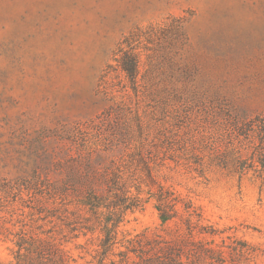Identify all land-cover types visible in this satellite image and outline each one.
Segmentation results:
<instances>
[{"label":"rangeland","instance_id":"374dc122","mask_svg":"<svg viewBox=\"0 0 264 264\" xmlns=\"http://www.w3.org/2000/svg\"><path fill=\"white\" fill-rule=\"evenodd\" d=\"M263 123L264 0H0V263L26 235L100 264L108 211H79L69 178L115 159L144 204L103 264H264ZM220 146L251 168L219 167ZM159 185L194 204L202 233L160 218Z\"/></svg>","mask_w":264,"mask_h":264},{"label":"trees","instance_id":"16d2710c","mask_svg":"<svg viewBox=\"0 0 264 264\" xmlns=\"http://www.w3.org/2000/svg\"><path fill=\"white\" fill-rule=\"evenodd\" d=\"M120 52H122V55L120 59L117 60L120 71H122L132 83L136 84L140 73L139 58L136 54L128 50H121ZM237 130L239 131L240 128ZM213 154V160L221 168L230 169V167H233L241 174H243L247 168H251L246 166V160L239 156L234 147L225 148L220 146L219 149L215 147ZM258 154L259 157L261 156L260 160L262 161L260 162L262 166H264V155ZM94 160L95 162L98 161V163L94 164ZM141 160L145 162V159ZM85 161L86 162L83 163L84 169L79 168V173L74 177H70L69 180H71L74 192L80 196L78 201L79 211H86L87 213L97 216H100L104 209L108 211V216L101 221V232H103L105 236L102 241L103 258L100 262V264H103L105 257L118 243L119 227L123 215L128 211L141 208L144 204V200L140 195H130V191L127 188L125 172L122 169V160L117 162L115 159H85ZM192 163L197 166H203L200 159H194ZM195 170L202 171L198 168ZM66 186H68V184L65 182L64 187ZM153 196L156 200V209L163 221L169 222L180 218L190 234L197 230L202 233L201 230L203 226L199 225L203 220L202 214L191 201L180 200L173 192L165 189L161 185L158 186V190ZM179 203L182 204L185 215L184 218L180 216L176 209ZM65 211L68 212L67 209ZM64 225L71 226L72 223H64ZM75 230L76 229L72 231ZM88 230L93 231L92 228ZM84 235H86V233H84ZM16 245L18 248L16 264H71V258L61 247L62 243L58 242L53 236L47 238L31 236L28 238L26 235H22L19 237ZM123 254L124 253H121L122 256ZM119 264H135V262H131L130 258H128V254H126V257L123 258Z\"/></svg>","mask_w":264,"mask_h":264}]
</instances>
